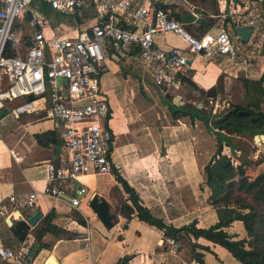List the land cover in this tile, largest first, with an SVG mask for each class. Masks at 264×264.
<instances>
[{
  "label": "crops",
  "instance_id": "obj_1",
  "mask_svg": "<svg viewBox=\"0 0 264 264\" xmlns=\"http://www.w3.org/2000/svg\"><path fill=\"white\" fill-rule=\"evenodd\" d=\"M149 1L170 9L174 17L194 34L226 29L242 59L250 60L253 66L248 68L245 63L229 66L222 58L207 61L189 55L191 69L183 77H189L196 87L188 85L182 77L179 87L165 90L155 84L133 53L118 51L108 44L107 71L101 77L100 86L110 106L107 127L113 135L110 158L114 172L90 173L81 178L76 189L83 187L87 193L78 208L71 203L76 194L73 187L62 186L65 195L59 199L42 194L47 186V163L61 166L70 159L60 138L61 124L46 117L45 112L24 113L17 118L11 110L19 106L18 103L5 108L9 112L0 119V138L9 145L21 142L24 161L18 164L9 153L0 152V202L16 193H40L35 209L21 211L22 215L15 212V218L11 217L13 222H18L42 213L26 238L33 245V253L38 255L35 260L32 257L33 264L37 263L38 257L41 264H50L51 259L58 264H153L155 261L199 264L189 242L181 251L169 252L164 246L167 235L163 229L142 221L136 213L127 216L128 211L123 207L134 206L117 175L135 190L139 203L166 226L179 229L196 222L198 228H209L220 222V210L211 205L205 172V166L217 151L218 139L205 121L208 117L210 123L219 115L216 113L222 96L226 97L224 101L229 107L245 105L247 93L243 81L264 78V5L259 10H250L247 0H136L137 4H148ZM195 9L199 11L195 12ZM86 12L84 16L91 15V19L84 27L94 21L93 10ZM50 21L53 25L54 21ZM237 26L252 29L248 42L241 40ZM156 43L166 51L186 47L181 36L171 33L157 35ZM176 96L183 103L177 102ZM209 103L216 106L213 113L208 110ZM40 104L22 106L21 111H32ZM183 110L200 116L192 118L178 114ZM175 113L180 118H175ZM44 133H54V140L47 147L40 145L37 139V135ZM228 136L235 148L224 143L223 154L231 157L235 166L245 169L250 179L263 174L264 153L260 154V147L247 157L250 161H246L242 157L245 146L242 143L249 142V137ZM259 137L264 138V135ZM43 141L47 143L45 139ZM258 143L264 145V139ZM94 195L109 204L110 213L114 215L111 228L104 226L90 208ZM50 214H53L51 224L62 231L59 234L48 232L38 242L35 232ZM7 219H0V246L16 248L22 241L14 235ZM224 230L234 240L248 237L241 221L232 222ZM192 243L207 248H197L205 264H241L219 244L204 238H192Z\"/></svg>",
  "mask_w": 264,
  "mask_h": 264
},
{
  "label": "built area",
  "instance_id": "obj_2",
  "mask_svg": "<svg viewBox=\"0 0 264 264\" xmlns=\"http://www.w3.org/2000/svg\"><path fill=\"white\" fill-rule=\"evenodd\" d=\"M43 5L58 14L72 15L75 31L69 33L63 22L55 28L41 11ZM247 5L255 10L264 5V0H247ZM91 9L94 21L84 27L91 19V15H84ZM170 33L181 36L186 47L161 49L157 35ZM108 44L133 53L155 84L166 90L179 85L191 69L189 55L207 61L222 58L229 66H253L250 60L242 59L226 29L194 34L170 9L154 2L0 0V110L23 99L24 103L11 110L15 117L45 112L46 117L61 124L60 138L70 153V159L61 166L47 163V186L42 193L46 196L59 199L65 195L62 186L76 189L77 182L90 173L114 172L110 158L113 135L107 127L110 106L100 86L107 71ZM30 95L35 96L34 101L28 100ZM33 103L41 104L32 111H21L22 106ZM0 152L9 153L18 164L24 161L21 142L9 145L0 138ZM86 193L83 187L76 189L72 205L78 208ZM39 194L16 193L0 202V219L35 209ZM164 239L169 252L184 248L176 237ZM32 253L33 245L27 239L16 248L0 246V260L6 264H33Z\"/></svg>",
  "mask_w": 264,
  "mask_h": 264
},
{
  "label": "trees",
  "instance_id": "obj_3",
  "mask_svg": "<svg viewBox=\"0 0 264 264\" xmlns=\"http://www.w3.org/2000/svg\"><path fill=\"white\" fill-rule=\"evenodd\" d=\"M55 16L57 20L53 25L58 28L57 25L62 23L63 19L58 13ZM243 84L247 93L245 105H232L221 114L214 116L210 123H208V117L205 121L207 127L215 132L218 139V148L214 158L205 166L207 185L211 191V205L220 210L218 224L209 228H198L196 222L179 229L166 226L162 220L155 218L147 208L139 203L135 190L117 175L118 181L130 194L134 206V208L128 205L123 207L128 211L127 216L130 217L131 214L136 213L142 221L163 229L167 236L176 237L183 243L189 242L194 258L199 264H205V262L203 255L197 252V248L202 250H207V248L192 243V238H204L219 244L241 264H264V173L255 179H250L241 166H235L232 158L223 154L224 143L232 149L235 148L228 134L253 138L256 135H264V78L245 79ZM8 112L9 110L5 108L1 109L0 119ZM243 112L246 114H242ZM180 113L185 116L190 115L192 118L200 116L198 113L187 110L179 111L178 114ZM178 114L175 113L174 117L180 118ZM37 139L40 145L47 147L49 142L54 140V133L37 135ZM44 139L47 143L43 141ZM52 219L53 214L48 215L37 228L35 236L38 242H41L48 232L59 234L62 231L51 224ZM234 221L243 222L247 238L234 240L224 230Z\"/></svg>",
  "mask_w": 264,
  "mask_h": 264
},
{
  "label": "water",
  "instance_id": "obj_4",
  "mask_svg": "<svg viewBox=\"0 0 264 264\" xmlns=\"http://www.w3.org/2000/svg\"><path fill=\"white\" fill-rule=\"evenodd\" d=\"M236 31L241 40L244 42H248L253 33L252 29L247 26H237ZM183 81L192 85L193 87H196V84L187 76L183 77ZM28 100L34 101L35 96L30 95ZM242 114H246V112H243ZM255 139L259 141V135H256ZM89 205L104 226L107 228H111L113 226L114 215L110 213V206L104 198L94 195ZM41 216L42 213L38 212L28 218L21 219L18 222H13L11 217H8L7 224L10 225L14 235L18 237L20 241H24L27 238L29 231L32 229V227L36 226ZM50 264H58V262L55 259H51Z\"/></svg>",
  "mask_w": 264,
  "mask_h": 264
},
{
  "label": "rangeland",
  "instance_id": "obj_5",
  "mask_svg": "<svg viewBox=\"0 0 264 264\" xmlns=\"http://www.w3.org/2000/svg\"><path fill=\"white\" fill-rule=\"evenodd\" d=\"M191 4V3H190ZM195 7V6H194ZM190 9H192L193 8V6H191V7H189ZM41 11L43 12V14H45L49 19H51V20H53V21H55V20H57V17L55 16V14H56V12L54 11V10H52V9H50V8H47L45 5H43V6H41ZM196 11H199L198 9H195V12ZM59 15H61V14H59ZM72 15H64V14H62L61 15V19H63V23L65 24V27H68V32L69 33H73L74 31H75V25L74 24H72V22H73V20H72ZM68 20V21H67ZM109 55V54H108ZM137 66H139V65H137ZM136 72V71H135ZM224 98H226V97H221V99H220V107H218V109H217V113L216 114H220V113H222L225 109H228V107H229V105H227V103L224 101ZM25 101L23 100V99H19V101L17 102L18 104H22V103H24ZM244 103V102H243ZM13 105H15V104H13ZM13 105H12V107H13ZM214 106H215V104H213V103H209L208 104V110H211V112L213 113L214 111H213V109H214ZM14 108V107H13ZM215 108H216V106H215ZM249 138H247V140L249 141V142H243L242 144L243 145H245L244 147H243V154H242V157L244 158V160H246V161H250L247 157L253 152V151H255L256 149H258L259 147H260V154L261 153H264V145L262 144V143H258V142H256L255 143V141L253 140V137H250V136H248ZM255 138V137H254ZM234 139V138H233ZM240 141V140H239ZM259 146V147H258ZM248 147V148H247ZM245 170V169H244ZM247 171L245 170V173H246ZM86 180H83V184L85 185V186H87V188H89V186L87 185V183L85 182ZM183 244H185V243H183ZM33 251H34V249H33ZM38 255H37V253H33V255H32V257H33V259L35 260V258L37 257ZM39 258V257H38ZM37 258V260H36V264H41V259H38ZM2 262L3 261H1L0 263L2 264Z\"/></svg>",
  "mask_w": 264,
  "mask_h": 264
},
{
  "label": "bare ground",
  "instance_id": "obj_6",
  "mask_svg": "<svg viewBox=\"0 0 264 264\" xmlns=\"http://www.w3.org/2000/svg\"><path fill=\"white\" fill-rule=\"evenodd\" d=\"M187 84H188V83H187ZM188 85H190V84H188ZM177 86H178V85H177ZM179 86H180V85H179ZM179 86H178V87H179ZM190 86H191V85H190ZM178 87H177V88H178ZM197 90H199V91H200L201 89H200V88H197ZM169 91H170V90H168V92H169ZM174 99H175L177 102H181V103H183V102L181 101L180 97H177V96H176V97H174ZM199 106H202V104H201V103H199ZM261 139H264V138H262V137H259V141H258V142H260V141H261ZM262 141H263V140H262Z\"/></svg>",
  "mask_w": 264,
  "mask_h": 264
}]
</instances>
